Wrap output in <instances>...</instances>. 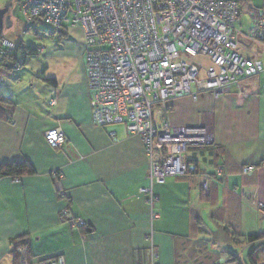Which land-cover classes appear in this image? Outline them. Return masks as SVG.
I'll return each mask as SVG.
<instances>
[{"label":"crops","instance_id":"crops-1","mask_svg":"<svg viewBox=\"0 0 264 264\" xmlns=\"http://www.w3.org/2000/svg\"><path fill=\"white\" fill-rule=\"evenodd\" d=\"M70 31L79 40L50 54L60 68L45 71L51 92L23 97V81L7 86L16 107L12 123L0 119V163L27 161L35 173L0 180V264H14L22 237L31 264H152V252L153 264H264V75L243 82L241 98L201 93L154 107L156 127L209 126L214 143L191 147V172L155 184L150 203L140 192L151 187L145 147L125 123H94L83 31ZM57 128L66 141L52 148L45 133ZM65 209L85 229L62 222Z\"/></svg>","mask_w":264,"mask_h":264},{"label":"built area","instance_id":"built-area-1","mask_svg":"<svg viewBox=\"0 0 264 264\" xmlns=\"http://www.w3.org/2000/svg\"><path fill=\"white\" fill-rule=\"evenodd\" d=\"M20 2L26 30L43 24L54 32L83 31L89 86L94 92L92 119L99 127L125 123L128 132L140 138L150 162L151 181V187L140 192L150 196V203L155 184L188 174L185 156L191 147L214 143L209 126L176 127L166 122L156 127L154 107L167 111L170 101L183 96L197 100L201 93L241 98L243 82L264 75L263 57L253 48L264 49V3L250 9L251 28L244 34L237 29L240 5L235 0ZM0 48L5 57L16 46L3 41ZM186 57L208 58L210 65H195ZM45 139L52 148L66 141L60 128L46 132ZM253 170L246 167L242 174ZM217 173L223 175V168ZM203 189L208 192V185ZM60 217L72 227L86 226L82 219L70 217L68 209ZM157 258L152 252V264ZM42 264L65 261L58 257Z\"/></svg>","mask_w":264,"mask_h":264},{"label":"rangeland","instance_id":"rangeland-1","mask_svg":"<svg viewBox=\"0 0 264 264\" xmlns=\"http://www.w3.org/2000/svg\"><path fill=\"white\" fill-rule=\"evenodd\" d=\"M239 1V0H236ZM264 3V0H245L240 6V20L237 24V29L244 34H248L251 28V21L249 18V11L251 8L261 7ZM8 10L9 16H11L12 26L3 29L1 39H6L11 41L15 45L23 41L24 47L39 48V53L36 55H31L26 53L25 55L22 52H18L19 59H25L26 63L21 66V70L17 71L15 75L12 72H8L4 69L0 70V77L4 79L5 86L1 87L3 93L8 95L7 89L9 86L20 84L23 81L21 88L26 96V92L29 91V96L33 93L35 96L42 95L51 92L48 91L50 88L49 83L45 81V71L48 66H51L52 72L55 70L56 73L60 72L58 61L56 57L51 56L55 49H63L65 44L64 41L70 38L79 40V35L74 34L73 31H70L67 35V38L62 34H42L45 35V38H40L36 35V31H46L49 30L43 24H37L34 28L29 31L26 30V22L22 11V6L20 0H0V12ZM9 23H6L8 25ZM51 30V29H50ZM53 31V30H52ZM44 33V32H43ZM0 39V44L1 40ZM69 39V40H70ZM255 52H260V55L264 60V49H259V47H253ZM50 55V56H49ZM60 59V58H59ZM70 57H64L60 60H71ZM188 62L195 65L202 64L204 67L209 66L210 62L208 58L202 57H186ZM50 62V63H49ZM48 70V69H47ZM19 77V79H17ZM157 110V108H156ZM157 112V111H156Z\"/></svg>","mask_w":264,"mask_h":264},{"label":"trees","instance_id":"trees-1","mask_svg":"<svg viewBox=\"0 0 264 264\" xmlns=\"http://www.w3.org/2000/svg\"><path fill=\"white\" fill-rule=\"evenodd\" d=\"M244 1L245 0H239L237 2L241 6V4ZM47 28L49 30L39 31V32L36 31L35 32L36 35L40 38H45V35H42V34H57V33H59V34H62L65 36L67 31H69V30L64 29L62 31L54 32V31L50 30L49 27H47ZM29 30H27V31H29ZM0 39H1V37H0ZM1 40H2L1 42L8 41L6 39H1ZM9 42H11V41H9ZM15 46H16V49L8 50L6 52L7 54L5 57H3L4 56V52H3L4 48L2 47L3 48L2 51L0 48V70L4 69V70H6L8 72H12L16 75L17 74L16 68H19L18 71H20L21 66L26 63L25 59H21V60L19 59L17 53L22 52L24 55L26 53L31 54V55H36L39 53V48H31V47L25 48L23 45V41H21L19 44L15 45ZM17 79H19V77ZM47 81H50V80H47ZM51 82H54V81L52 80ZM1 87L2 86H0V119L4 118L8 122L12 123L13 122L12 121V115H13V112H14L15 107H16V102L14 101V99L11 95H5L3 93V90H1ZM210 146L211 145L199 146L197 148H199V149L203 148L204 149V148H207ZM186 164H187V162H186ZM187 167L189 170V172H188V174H189L191 172V169H190V166L188 164H187ZM34 173H35V171L33 170L32 166L27 161L15 162L12 164L0 163V180L5 179V178H10L13 180H20L22 177H24L26 175H32ZM183 177H185V176H183ZM85 227H82V228L85 229ZM262 238H263V236L261 234L254 235V236H249L247 238V241L250 243H254V242L259 241ZM14 245H15L14 251H13V253H14V264H31V259L33 257V254H32L31 244H30L29 239L22 237L18 241H16V243H14ZM252 262H253V260H252Z\"/></svg>","mask_w":264,"mask_h":264},{"label":"water","instance_id":"water-1","mask_svg":"<svg viewBox=\"0 0 264 264\" xmlns=\"http://www.w3.org/2000/svg\"><path fill=\"white\" fill-rule=\"evenodd\" d=\"M8 14V10H4L0 12V37L2 35L3 29L12 26V21H11V16L7 15ZM6 23H9L8 25H6Z\"/></svg>","mask_w":264,"mask_h":264},{"label":"flooded vegetation","instance_id":"flooded-vegetation-1","mask_svg":"<svg viewBox=\"0 0 264 264\" xmlns=\"http://www.w3.org/2000/svg\"><path fill=\"white\" fill-rule=\"evenodd\" d=\"M12 18V17H11Z\"/></svg>","mask_w":264,"mask_h":264}]
</instances>
